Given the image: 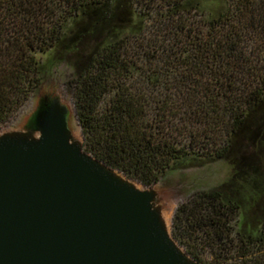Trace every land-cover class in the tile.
Here are the masks:
<instances>
[{
    "label": "trees",
    "instance_id": "trees-1",
    "mask_svg": "<svg viewBox=\"0 0 264 264\" xmlns=\"http://www.w3.org/2000/svg\"><path fill=\"white\" fill-rule=\"evenodd\" d=\"M136 1L0 0V128L41 86L37 54L71 52L83 149L146 187L179 163L228 162L178 204L171 235L198 264H264V0L215 14Z\"/></svg>",
    "mask_w": 264,
    "mask_h": 264
},
{
    "label": "water",
    "instance_id": "water-1",
    "mask_svg": "<svg viewBox=\"0 0 264 264\" xmlns=\"http://www.w3.org/2000/svg\"><path fill=\"white\" fill-rule=\"evenodd\" d=\"M69 117L49 91L22 128L0 133V264H198L155 185L86 152Z\"/></svg>",
    "mask_w": 264,
    "mask_h": 264
},
{
    "label": "rangeland",
    "instance_id": "rangeland-1",
    "mask_svg": "<svg viewBox=\"0 0 264 264\" xmlns=\"http://www.w3.org/2000/svg\"><path fill=\"white\" fill-rule=\"evenodd\" d=\"M132 1L133 9L140 8L139 2L136 0ZM206 8L215 14L219 9H222V1L220 0H202ZM132 9V8H131ZM72 21V19H68ZM157 18H150L145 23V28L142 36L145 39L153 37ZM68 30L66 35H71V30L74 29L73 24H67ZM71 52H65L60 50V56L56 55L54 51L37 57L40 58L42 66V84L31 95L15 115L0 128V133L8 130H15L22 128L27 117L35 107L38 96L45 92H55L58 94L62 101L66 103L70 109V126L77 137H81L80 127L76 120L73 108V99L71 92L67 86V81L70 80L74 75L75 67L71 65L72 56ZM245 143V142H244ZM243 144V142H242ZM249 147V146H248ZM262 147L257 148V152L261 151ZM231 173V168L228 162L223 160H198L190 161L185 163L176 164L167 171L155 184V188L159 192V199L163 206L164 215L168 220V225L171 229V220L175 208L186 200L191 194L199 190H206L215 187L225 181ZM137 182V181H135ZM139 185V182H137ZM143 186V185H142Z\"/></svg>",
    "mask_w": 264,
    "mask_h": 264
},
{
    "label": "bare ground",
    "instance_id": "bare-ground-1",
    "mask_svg": "<svg viewBox=\"0 0 264 264\" xmlns=\"http://www.w3.org/2000/svg\"><path fill=\"white\" fill-rule=\"evenodd\" d=\"M166 220H167V218H166ZM167 222H168V220H167Z\"/></svg>",
    "mask_w": 264,
    "mask_h": 264
}]
</instances>
